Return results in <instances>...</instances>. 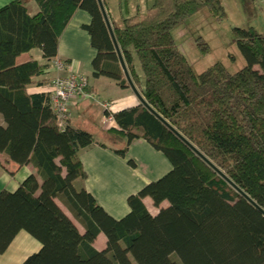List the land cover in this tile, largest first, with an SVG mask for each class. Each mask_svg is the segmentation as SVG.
<instances>
[{
	"label": "trees",
	"instance_id": "1",
	"mask_svg": "<svg viewBox=\"0 0 264 264\" xmlns=\"http://www.w3.org/2000/svg\"><path fill=\"white\" fill-rule=\"evenodd\" d=\"M223 2L149 0L144 13L137 6L130 15L128 0H117L118 23L102 2L130 80L167 123L142 104L103 111L117 125L108 135L124 143L114 152L124 157L134 140L143 139L171 166L129 196L130 211L120 220L81 182L78 154L94 143L92 135L70 127L69 120L58 129L49 95L27 92L50 83L36 79L51 69L58 39L77 10L91 18L83 29L96 52L92 76L130 88L97 0H14L0 8V154L33 170L15 191L0 193V254L24 231L41 248L23 264H264V215L239 192L264 211V34L232 29L246 62L234 74L222 63L197 74L172 36L202 11L223 21ZM29 3L37 13H29ZM32 50L40 51L43 64H17ZM145 197L156 208L163 202L167 207L152 216ZM99 234L106 239L103 250L93 246Z\"/></svg>",
	"mask_w": 264,
	"mask_h": 264
},
{
	"label": "crops",
	"instance_id": "2",
	"mask_svg": "<svg viewBox=\"0 0 264 264\" xmlns=\"http://www.w3.org/2000/svg\"><path fill=\"white\" fill-rule=\"evenodd\" d=\"M12 1L14 0H0V8ZM259 1L255 0L256 8L259 9L264 19V8L258 4ZM262 1L264 2V0ZM102 2H105L107 10L114 20V12L119 13L117 0H102ZM128 2L130 3L131 0ZM135 6L137 7V5ZM135 6L134 11L136 10ZM223 6L226 7L225 3ZM27 9L30 14L37 13L34 3H29ZM90 21L91 18L85 11L77 10L73 14L60 35L57 45L56 60L66 63L67 70L57 73L50 69L36 80H52L57 75L64 76L68 73H76L87 78L89 84L87 95L72 101L69 119L70 127L86 131L94 138V143L90 147L80 150L78 154L85 173V179L81 182L84 190L110 217L120 220L130 211L127 205L129 196L137 194L146 185L159 180L170 171L171 166L161 152L155 150L143 139L134 140L128 146L124 157L114 152L121 149L124 143L118 142L108 135V130L117 129V125L113 121L106 126L103 120L102 105L110 104L112 112H119L135 107L140 102L130 88L121 89L115 81L109 78L92 76V61L96 52L90 45L88 33L83 29V26L88 25ZM262 23L264 24V20ZM251 28L257 31L254 27ZM257 32L264 34L261 31ZM29 60L44 63L38 50L22 54L16 62L21 64ZM44 86H29L27 92L29 94L43 93ZM129 161L133 165H130ZM32 171L30 166L19 167L12 162H7L0 154V193L15 191ZM142 202L152 216H155L160 208L167 207V203L163 202L160 208H156L149 197L143 198ZM57 204L59 205L58 202ZM60 208L66 213L63 207L60 206ZM77 228L81 233L83 232L81 226H77ZM105 243L104 235L99 234L93 246L97 250H103ZM40 248L41 245L37 240L28 233L20 231L6 251L0 254V264H23Z\"/></svg>",
	"mask_w": 264,
	"mask_h": 264
},
{
	"label": "rangeland",
	"instance_id": "3",
	"mask_svg": "<svg viewBox=\"0 0 264 264\" xmlns=\"http://www.w3.org/2000/svg\"><path fill=\"white\" fill-rule=\"evenodd\" d=\"M146 1L149 3V0H131L132 3L130 2L128 7L130 14L135 12L133 9L135 5L139 6L141 13H144ZM261 2L263 1L260 0L257 3L264 8V2ZM223 3L226 6L224 8L226 18L223 21L217 22L207 12L202 11L172 31L176 47L197 74L216 63H222L231 74L236 73L246 65L234 44L233 28L254 27L257 31L264 33L263 15L256 8L255 1L224 0ZM115 6L116 2L113 4L114 8ZM114 13V21L120 22L119 13L117 11ZM198 40H200L199 44L202 45L200 47L197 45ZM203 46H206L208 52L204 51ZM134 61L138 72H140L137 59L134 58ZM85 94L87 95V91ZM59 205L62 207L60 203ZM73 222L79 226L75 220Z\"/></svg>",
	"mask_w": 264,
	"mask_h": 264
},
{
	"label": "built area",
	"instance_id": "4",
	"mask_svg": "<svg viewBox=\"0 0 264 264\" xmlns=\"http://www.w3.org/2000/svg\"><path fill=\"white\" fill-rule=\"evenodd\" d=\"M51 70L57 73H62L67 70V65L64 62L55 60L51 64ZM88 80L85 76L68 73L64 76L57 75L50 83L43 88V93L49 95L50 108L56 118L57 128L63 130L70 118V106L73 100L85 97L88 88ZM103 111L112 112L110 104H103ZM106 126L113 122L111 116L103 118Z\"/></svg>",
	"mask_w": 264,
	"mask_h": 264
},
{
	"label": "water",
	"instance_id": "5",
	"mask_svg": "<svg viewBox=\"0 0 264 264\" xmlns=\"http://www.w3.org/2000/svg\"><path fill=\"white\" fill-rule=\"evenodd\" d=\"M97 3L99 5V8L101 10V13L103 15V18H104V21H105V24H106V27L108 29V32H109V35L112 39V42H113V45H114V48H115V52L117 54V57H118V61H119V64H120V67H121V70L124 74V77H125V80L127 81L130 89L132 90V92L135 94V96L138 98L140 104H142L143 106H145L146 108H148L150 110V112H152L158 119H160L164 124L167 125V123L165 121H163L149 106L148 104L145 102V100L142 98V96L138 93V91L136 90L135 86L133 85L132 81L130 80V77L128 75V72H127V69H126V66H125V63L123 61V58H122V55L120 53V50L117 46V43L115 41V38H114V35H113V32H112V28H111V25H110V22H109V19H108V16L106 14V10L104 8V5L102 3V0H97ZM174 131V130H173ZM175 132V131H174ZM176 133V132H175ZM202 157V156H201ZM210 166H212L214 168L215 171H217V173L222 176L224 179H226L228 181V179L218 170L216 169L209 161H207L204 157H202ZM229 182V181H228ZM230 183V182H229ZM240 194L246 198L259 212H261L263 215H264V211L259 207L257 206L250 198H248L243 192H241L239 190Z\"/></svg>",
	"mask_w": 264,
	"mask_h": 264
}]
</instances>
